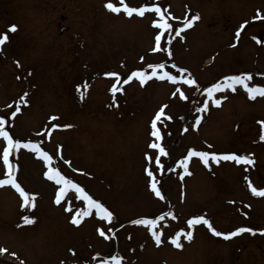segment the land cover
<instances>
[{
    "label": "rangeland",
    "instance_id": "obj_1",
    "mask_svg": "<svg viewBox=\"0 0 264 264\" xmlns=\"http://www.w3.org/2000/svg\"><path fill=\"white\" fill-rule=\"evenodd\" d=\"M107 2L119 6V0H0V33L11 36L0 46V118L5 130L22 143L40 141L63 175L114 213L109 223L93 209L79 226L72 225V214L87 204L64 194L57 205L59 189L34 162V152L13 149L17 182L35 196V207H22L18 194L0 189V248L7 250L0 256L24 264H101L112 255H119L121 264H264V197L255 199L248 189V181L264 187V141L258 123L264 121V97L251 100L237 85L235 92L214 94L222 101L217 107L205 92L231 75L251 74L250 86H264V0H126L132 7L160 6L172 17L168 22L174 29L182 27L186 17L199 15L181 36L165 31V50L157 52L152 51L158 32L153 21L159 17L152 12L143 17L111 13ZM10 25L17 31H8ZM158 63L172 75H190L196 85L156 77L143 86L137 78L123 83L132 71L150 74L148 65ZM172 64L186 72L179 73ZM107 72L119 74L117 87L122 91H110L117 77L105 76ZM178 88L187 100L180 98ZM24 93L28 104L20 103V113L13 117L8 108L16 109ZM206 100L208 111L197 112ZM163 105L171 119L162 116L158 122V143L168 153L161 156L163 170L158 171L145 154H157L149 148L155 140L151 120ZM4 145L0 138V178L7 173ZM189 149L246 154L257 164L209 159L205 166L192 157L187 174L180 161ZM146 167L154 170L164 199L152 192ZM24 215L35 222L24 225ZM196 215L223 233L251 227L257 234L225 240L203 224L188 229L187 220ZM138 218L157 219L154 230L162 233L161 245L147 226L132 223ZM181 229L193 231V239L181 236L183 247L177 249L170 238Z\"/></svg>",
    "mask_w": 264,
    "mask_h": 264
},
{
    "label": "snow or ice",
    "instance_id": "obj_2",
    "mask_svg": "<svg viewBox=\"0 0 264 264\" xmlns=\"http://www.w3.org/2000/svg\"><path fill=\"white\" fill-rule=\"evenodd\" d=\"M105 8L115 14H119L123 12L128 17H132L134 14L140 17H143L146 12H152L155 13L159 19L153 21V27L158 30L157 34L154 37V47L152 48L153 52L157 51H163L165 49L161 46V37L164 35L165 31L172 32L175 31L176 36H181V33L188 28H191L193 25V22L199 19V15H193L191 19H188L187 17L184 19L183 26L178 28H173V25L170 24L168 21L169 19H172L171 16H165L164 12H162L160 6L156 5H143L140 7H132L129 6L128 3H126V0H119V6L112 2L105 3ZM259 15V13H258ZM255 19V17H254ZM247 21L244 22L246 24ZM244 24L240 25V29H238L235 33V36L237 38V41L241 35V30L244 28ZM8 31L10 32H16L17 26L16 25H10ZM183 38V37H181ZM10 37L7 33H0V46L5 45L9 41ZM253 39H256V37H253ZM260 43V41H257ZM168 43H171V40H168ZM232 47H235L236 45H231ZM167 54L169 57L172 56V52L170 49H167ZM143 59V58H141ZM17 66H19V62H17ZM166 65L164 63H158V64H149L148 68H150L152 71L150 74L146 73L143 70H136L132 71L130 75L127 77V79L123 80L124 84H127L130 82L133 78H137L139 80V83L141 86H143L148 80L152 79L153 77H156L157 79L164 80L167 79L168 81L172 83H178L182 81L184 84L193 86L196 85V80L189 77L184 76H176L172 75L169 71H163L165 69ZM172 68H176L179 73L186 72V69L178 68L177 65L172 64ZM160 70V71H158ZM105 76L109 77H117V83H114L110 89V91L115 94L117 91H122L121 88L117 87V84L119 83V74L115 72H107L104 74ZM253 80V77L251 74H241V75H231L224 77L223 82L216 83L212 87L205 89V92L208 96V98L212 101L214 106L219 107L221 105V99H216L214 97V94L223 90L230 89L231 91L235 92L237 85L242 86L243 89L248 94V98L251 100H255L257 96L264 97V86L262 85H252L250 86V81ZM85 88L87 85L85 84ZM79 91V89H78ZM176 92L180 94V98L187 100V96L178 88L176 89ZM27 93H24L22 96L19 97V102L17 103L15 111L12 112V116L14 117L18 112H20V103L28 104V100L26 99ZM173 95H176V93H173ZM226 98V97H225ZM167 107V105L161 106V108L155 113L154 118L151 120V132L150 135L155 138L153 142L149 144V148L157 150V154L155 158L153 156L149 155L148 153L145 154V159L148 162H153L156 166V170L162 171L163 165L161 163V156L168 155L165 148L158 143V141L161 140V132L158 128V122L161 121L162 116L166 119L170 120L171 117L167 116L165 114L164 109ZM209 109V102L208 100L203 102L202 107H199L196 109L197 112H207ZM52 119H55L53 117ZM201 123L200 118H197L195 121L196 125H199ZM258 123L261 125V131L259 135L260 141H264V121H258ZM5 121L3 118H0V138H3V140L6 142V147L3 148L2 152V159L3 164L8 169L6 175L4 178H0V187L10 185L13 189H15L16 192L19 193L20 197L23 199L22 207L27 208H34L35 207V196L33 194H30L26 192L21 185L17 182L16 176H15V168L10 163L9 156L10 152L15 149L16 151H19L21 148L30 149L33 152H35L40 158L43 159L46 165L52 164V156L48 154V152L43 151L41 147L33 142H27L22 143L19 139L14 140L13 137L9 134L8 131L5 130L4 127ZM53 127H60L59 125H53ZM63 127H71V125H64ZM187 131V129H185ZM209 147H211L209 145ZM192 157H199L205 166L208 165L209 159L212 161H215L219 163V161L222 159L224 161H235L236 163H244L247 165L254 164V160L250 156L245 155H238L235 153L230 154H216V153H210L207 151H197L195 149H189L187 152V156L185 159L180 161L181 165L184 168L185 173L191 174L188 172V161ZM65 163H69L68 161H65ZM147 176L150 178V188L152 192L159 197L160 199H164V195L162 194V191L160 188L157 187L156 177L154 175V170L150 167L145 168ZM45 177L50 180L54 181L56 185L61 186L56 194L55 197V203L57 205L61 204L62 197L64 194L69 190H74L79 196L82 198V200L87 204L86 208H80L77 209L70 218V223L74 226H79L82 223L83 218L88 217L92 210H95V214L100 217L101 219L108 221L109 223L112 221L114 217V213L109 210L103 203L98 201L97 199H94L91 195H89L79 184L74 183L71 179L67 178L65 175H63L57 168L49 167L48 170L44 173ZM181 179H183V176H181ZM245 180H248L247 177H245ZM248 187L251 191V193L254 196L258 197H264V187L257 188L253 186L251 181H248ZM68 212H73L72 207L66 206L65 208ZM166 215H171V213H168ZM22 222L24 225H30L35 222L34 217H30L28 215L22 216ZM165 216H160L159 220H164ZM172 219H176V217L173 215ZM133 224L136 225H144L149 228L151 231V235L156 243L157 246L161 245L162 243V233L154 230L155 226L157 225L158 221L157 219H135L132 221ZM203 224L208 227V229L212 232L214 236L217 237H223L225 240L230 239L232 237H236L242 233H250L252 235L257 234V230L251 228V227H238L234 231H230L228 233H223L220 231H217L210 221L205 218L203 215H196L192 218L187 220V228L193 229L194 226ZM21 225H17V227H20ZM109 232L112 231V229H108ZM99 235L104 237L105 239H108V236H106L105 231L103 229H98ZM260 234L264 235V230H260ZM181 236L184 237V239L188 240L189 242L193 239V231L188 230L185 231L184 229H181L180 231H177L175 233L174 237L170 238V243L175 246L177 249H182L183 245L180 243ZM7 251L6 249L0 248V253H3ZM74 254V250H71ZM13 256L16 254L13 253ZM99 254H97L98 256ZM92 259H96V257H92ZM121 257L119 255H112L110 259H104L101 264H121ZM20 264H24L23 261L20 262Z\"/></svg>",
    "mask_w": 264,
    "mask_h": 264
},
{
    "label": "flooded vegetation",
    "instance_id": "obj_3",
    "mask_svg": "<svg viewBox=\"0 0 264 264\" xmlns=\"http://www.w3.org/2000/svg\"><path fill=\"white\" fill-rule=\"evenodd\" d=\"M7 34L9 35V37H11L9 33H7ZM10 40H11V38H10ZM15 102H16V101L13 102V105L15 104ZM16 104H17V103H16ZM16 104L14 105L15 107H16ZM10 108H12L13 111H15V108H14L12 105H10L8 109H10ZM13 111H10V112L12 113ZM19 113H20V112H18L16 115H18ZM16 115H15V116H16ZM1 116L3 117L4 115H1ZM4 146L6 147V145H4ZM40 147H41V145H40ZM42 150H43V149H42ZM43 151H45V150H43ZM46 152H48V154L52 156V153H50L49 150H47ZM13 155H14V154H12V153L10 152L9 160H10V163H13V164H14L15 175H16V178H17V176H18L19 166L17 165V162H16V160H15V158H14ZM239 155H241V153H240ZM33 156H34V162H36V163H38V164H41V167L43 168L44 172H46V171L48 170L49 167L57 168V169L60 171V167L57 165V163H58L57 160L52 159V164L49 166V165H46L45 162L43 161V159L40 158L35 152L33 153ZM52 157H53V156H52ZM240 164H241L242 166L246 165V164H244V163H240ZM254 164H257V162L254 161ZM254 164H252V165H254ZM252 165H249V166H252ZM6 170L8 171V169H6ZM61 173H62V172H61ZM62 174H63V173H62ZM47 181H49L50 183L52 182V181H50V180H48V179H47ZM77 184H79V183H77ZM52 185H53L55 188H57V189H59V188L61 187V186H59V185H56L54 181L52 182ZM79 185H80V184H79ZM246 187H247V186H246ZM247 188H248V187H247ZM0 189H1V190H12L13 188H12L10 185H6V186H3V187H0ZM248 189H249V188H248ZM85 191H86V190H85ZM68 192H69V193H68ZM68 192L65 193V194H70V195L72 194V197H76L81 205L86 204V203L82 200V198L79 196V194H77L74 190L69 189ZM86 192L89 194L88 191H86ZM249 193H250V195L252 194L250 190H249ZM64 196H65V195H64ZM64 196H63V197H64ZM63 197H62V198H63ZM253 197H254L255 199H257V198H258V199L262 198V197H258V196H254V195H253ZM79 206H80V205H79ZM260 220H262L261 224L263 225L262 228L264 229V215H263V217H262ZM263 243H264V242H263ZM0 260H3V261H9V262H12V263H18L16 260H13V259H10V260H9L8 258H4V257H2V256H0ZM0 264H3V262L0 261Z\"/></svg>",
    "mask_w": 264,
    "mask_h": 264
},
{
    "label": "water",
    "instance_id": "obj_4",
    "mask_svg": "<svg viewBox=\"0 0 264 264\" xmlns=\"http://www.w3.org/2000/svg\"><path fill=\"white\" fill-rule=\"evenodd\" d=\"M16 140V139H15ZM245 156H247V155H245ZM13 166H14V164L13 163H11Z\"/></svg>",
    "mask_w": 264,
    "mask_h": 264
},
{
    "label": "bare ground",
    "instance_id": "obj_5",
    "mask_svg": "<svg viewBox=\"0 0 264 264\" xmlns=\"http://www.w3.org/2000/svg\"><path fill=\"white\" fill-rule=\"evenodd\" d=\"M9 264H14V263H9Z\"/></svg>",
    "mask_w": 264,
    "mask_h": 264
}]
</instances>
